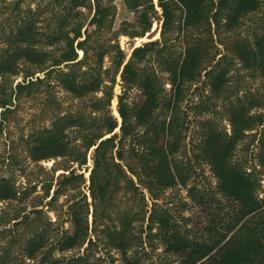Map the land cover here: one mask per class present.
Wrapping results in <instances>:
<instances>
[{
  "label": "rangeland",
  "instance_id": "374dc122",
  "mask_svg": "<svg viewBox=\"0 0 264 264\" xmlns=\"http://www.w3.org/2000/svg\"><path fill=\"white\" fill-rule=\"evenodd\" d=\"M103 1L114 8L97 28L88 22L94 0L77 6L73 0H0V61L11 52L15 57L0 76V95L41 77L11 94L13 104L0 115V258L8 264H187L186 256L211 244L210 254L222 248L216 255L227 264L231 249L223 247L245 224L249 233L243 234L254 242L252 264H264V0H172L163 35L162 8L153 0L142 39L136 10L124 0ZM78 24L81 37L68 28ZM83 31L89 56L45 74L41 68L55 62L66 42L84 38ZM150 40L158 42L131 58L135 77L127 83L116 45L125 62ZM23 45L45 56L28 60L17 47ZM122 105L128 110L124 137ZM65 115L59 130L67 134L66 153L51 142L37 145L41 136L55 139L53 121ZM109 121L116 126L106 133ZM94 129L104 135L87 146ZM211 131L219 139L211 149L225 152L228 168L219 160L214 166L209 156ZM118 146L122 159H114ZM157 146L183 173L180 179L172 169L174 182L148 184L144 162L154 161ZM105 154L126 173L113 197ZM128 178L137 188L126 187ZM225 182L232 186L225 189ZM235 183L243 184L241 195Z\"/></svg>",
  "mask_w": 264,
  "mask_h": 264
},
{
  "label": "trees",
  "instance_id": "16d2710c",
  "mask_svg": "<svg viewBox=\"0 0 264 264\" xmlns=\"http://www.w3.org/2000/svg\"><path fill=\"white\" fill-rule=\"evenodd\" d=\"M79 2H81V0H73V3L75 6H77L79 4ZM170 3L172 5H174V2L172 0H159L158 1V4L162 8V14H163V26L161 29L162 35L164 34V26L166 24H168V22L170 20V16H171ZM124 4L127 8H129L131 10H136L137 13L140 15V22H141V24L143 22V25L141 27V31L138 34L141 35L139 37H143L145 31L147 29H149V27L151 26L149 12H150V10H152L154 8L153 0H124ZM109 6L114 8V6L112 4H110ZM109 6H107L103 0H94V10H93V13H92L90 19L88 20V22L90 24H94L97 28H99L101 26V24L104 23L108 11L111 12V8ZM68 12L71 14H74V13H72V12H74L72 7L68 10ZM64 22L69 23L70 19L68 18L67 21L65 19ZM82 26H83L82 24H78V26H76V27L70 26L68 28H69V30H74L76 32V34H75L76 37H81V35H82L81 34L82 33L81 27ZM70 28H73V29H70ZM30 32L31 31L26 33L27 36H31ZM55 33L56 32L52 33V35H54ZM88 36H89V32H86V33L84 32V38L77 39L76 44H73V42H70V41L66 42V46H65L64 50L60 53L58 58L54 59L55 62L49 64L48 66L41 68V70H43L44 73L46 74L49 71L54 70L53 68L59 67V65L63 62L77 64V63L83 61L84 57L86 58L87 56H89L88 51L85 47V39ZM157 42H158L157 40H150V41L143 43L142 45L135 46L132 50L130 58L125 62H124V57L122 56V51L120 49V46L116 45V47H117V61L116 62L118 64V66L123 64L121 73H122V75L125 78V81L127 83L135 77L134 66H133V63L131 62V58H136V57L142 56L150 47L157 44ZM17 47L21 48L19 51L24 52V54L28 60L30 59V60H34V61L39 62L45 56V52L39 53L40 50H38L37 47H35L34 45H23V46H17ZM91 48H93V47H91ZM79 50L82 51L81 57H79V55H78ZM13 54L14 53L11 52L9 58L5 57V58H3V60L0 61V63H4V65H0V76H5V74H6L5 72H9V71H5L7 66H13V67L15 66V57L13 56ZM30 55H32V56L40 55L41 58H35V57L31 58ZM27 75H30V74H27ZM221 78H224V70H223V75L221 76ZM36 79L41 80V77H36ZM36 79L30 78L28 80L18 81L15 83V86L13 88V93L12 92H10L8 94L3 93L2 95H0V107H1L0 115H2V118H4L6 111H8L10 109V105L13 104L12 102H13L14 97H12L11 94H13L16 97L17 94H20L22 91H24L23 90L24 88L26 90H28L29 89L28 87L32 86V84L35 83ZM134 80H136V78ZM222 84H223V82H222ZM148 86L149 85L146 83V88H148ZM148 96H149V94H148ZM120 103L122 104V101ZM168 103L171 104L172 108L175 106L173 103H171V100H169ZM120 111H121L120 115L122 118V123H121L120 128H121V132H122V137H124V131L126 130V127H127L126 126L127 125L126 120H127L128 110L126 111L122 105V107L120 106ZM68 116L69 115H65L64 117H61L58 121H57V119L53 121L55 129L51 130V132L55 136V139H53V136H41L39 141L37 142V145L39 143L51 142L52 144H55V146H56L55 151H57L58 153H62L65 151V153H66L68 139L67 138L65 139V135L67 136V134L65 133V131H60L59 128H60V121L62 119L68 121ZM1 124L2 123L0 122V125ZM115 126H116V122L113 123V122L109 121L108 125H107L106 133L112 132L114 130ZM98 127H101V126L98 125ZM94 130L95 131L89 136V139H87V142H86L87 146L94 144L93 140L95 137L99 138V137H102L104 135V132L101 133L102 130H100V131H97L96 129H94ZM157 133H158V129L155 127L151 136L148 137L149 142L156 143ZM122 137H120L119 143L123 141ZM115 138H116V135L114 136V134L111 135L110 137H104L99 141V143L97 144V146L95 148L98 151L101 146L112 141V139H115ZM216 139H218L217 135L215 136V134L211 131L210 137H208V141L206 144V147L208 148V150L210 147L209 156H211L212 159H214V166H216L217 163H220L219 161H221V163H223V165L227 166L226 159L224 160V157H225L224 153L225 152H223L222 154H219L214 148L211 149V145H210L211 142H214L213 145H215V143H217L219 141V139L218 140H216ZM35 148H33V149H35ZM151 151L153 152L151 155V158L154 159V161L151 163L144 162V167H143L144 170L148 169V174H149L148 176L150 178V181L148 182V184H160L161 183L160 185H165L163 183V180H166V179L169 180V182L167 184L174 182V175H173L174 172L172 171V169L177 170L176 171L177 173L175 172V175L178 174L177 177L179 179L181 176H183V173L178 171L179 168H177V165H175V163L172 161V159L168 158V156L164 153L165 151L163 150L162 147H158V146L152 147ZM114 153H113L114 159H115V157L122 159L123 152H122V149L119 148V146L116 147V149L114 150ZM104 156H105V159L107 161L106 162L103 161L102 166L104 168L105 164L109 165L106 168L108 170V172H106V170H104V171L107 174V177H108L109 183H110V187H109L108 191L111 192V197H113L114 195H116V190H117V188H119V185H120L119 181H118V177H121V176L125 177L126 173L123 171L124 169L118 164L117 161L108 160L107 154H105ZM98 161H99V157H96L95 164ZM211 164H212V162H211ZM126 166L128 168H131V170H134V168L132 167V165H130V163H127ZM97 168L98 167H95V169L92 171V176H91L93 192L96 189L94 182H95V174H96L95 170ZM227 168H228V166H227ZM111 170H113V171L111 172ZM104 171L102 170L99 173V175H101L103 177ZM75 175H77V173L73 174V175H69V176L63 175L60 182L61 183L64 181L71 182L74 179L73 176H75ZM170 177H171V179H170ZM181 181L182 182L184 181L183 177H182V180H180L179 182H181ZM123 182H125L126 187L129 186L131 188H137V185L134 184L132 179H129V178L124 179ZM224 186L226 189V187H231L232 183L225 182ZM241 189H243V184L242 183H235L236 193H238V192L240 193L239 190H241ZM138 192H141V191H139V189H138ZM150 193L152 194V191H150ZM0 194H5L4 187H2L0 189ZM240 195H241V193H240ZM162 216H163V214H162ZM244 225H242V227L240 229L236 230V232H235L238 235H240V237L236 240V238H235L236 234H235L229 240H227V242L225 243V245L223 247V248H225L224 251L226 250V248L231 249V259L229 261H226L227 264H252V262L254 261V259L256 257V254L253 255V253L255 252L254 248H253L254 247L253 239L250 237V235L245 236L243 234V233H249L248 231L243 230ZM129 227H130V225L126 226L125 229L129 228ZM120 239H122V236L120 237ZM216 243H218V242L216 241L215 244ZM118 244L123 245V243H118ZM205 246L206 245H203V247L201 248L198 255L192 256V257L186 256L184 258V260L187 262V264H223L225 256L223 257L222 260H220V257L216 255L217 253L221 254L223 249L220 248L216 253L210 254V252L212 250L211 244H208L206 247ZM262 252L264 253V250ZM0 264H8V263L4 259L0 258ZM75 264H77V263H75Z\"/></svg>",
  "mask_w": 264,
  "mask_h": 264
},
{
  "label": "crops",
  "instance_id": "0c3cea01",
  "mask_svg": "<svg viewBox=\"0 0 264 264\" xmlns=\"http://www.w3.org/2000/svg\"><path fill=\"white\" fill-rule=\"evenodd\" d=\"M143 37L139 38V39H142Z\"/></svg>",
  "mask_w": 264,
  "mask_h": 264
},
{
  "label": "bare ground",
  "instance_id": "6f19581e",
  "mask_svg": "<svg viewBox=\"0 0 264 264\" xmlns=\"http://www.w3.org/2000/svg\"><path fill=\"white\" fill-rule=\"evenodd\" d=\"M116 112V111H115ZM117 113V112H116Z\"/></svg>",
  "mask_w": 264,
  "mask_h": 264
}]
</instances>
